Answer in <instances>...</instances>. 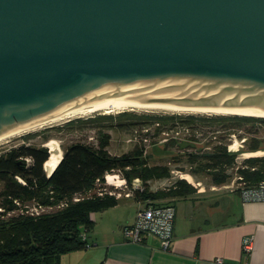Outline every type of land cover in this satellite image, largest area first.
Listing matches in <instances>:
<instances>
[{"label": "water", "instance_id": "obj_1", "mask_svg": "<svg viewBox=\"0 0 264 264\" xmlns=\"http://www.w3.org/2000/svg\"><path fill=\"white\" fill-rule=\"evenodd\" d=\"M158 94L264 112V0H0L3 137Z\"/></svg>", "mask_w": 264, "mask_h": 264}, {"label": "trees", "instance_id": "obj_2", "mask_svg": "<svg viewBox=\"0 0 264 264\" xmlns=\"http://www.w3.org/2000/svg\"><path fill=\"white\" fill-rule=\"evenodd\" d=\"M221 120L235 124H264V118L232 116ZM175 142L172 139L164 144L160 148L162 154H168L166 147ZM108 145V136L101 135L98 147L72 143L63 149L61 155L52 151L48 153L44 146L22 144L11 148L0 155V208L11 209L14 199L21 202L34 199L42 205L50 206L60 200L70 199L73 195L93 190L97 180H103L105 174L116 169L123 171L128 182L139 178L144 186H147L149 180L166 178L170 174L166 166H148L147 156H143L142 149L138 146L126 154L113 156L106 149ZM248 149L257 151L264 147L254 141ZM153 151L157 152L154 149ZM234 158L235 153L220 145L215 146L211 153L204 154V170L220 168L210 172L213 185L225 184L229 176L222 167L231 165ZM244 162L250 167L239 173L245 180L257 183L264 179V159L248 157ZM48 166H51L49 172H53L47 177ZM16 177L24 184L19 183ZM181 177L191 181L188 175ZM194 192L189 184L180 180L168 191L158 193H146L144 187L142 193H134V198L146 201L150 197L153 201L183 198ZM115 205L114 197L92 196L78 202H69L61 209L37 217L18 215L7 219L0 218V264H58L61 255L80 249L86 244L81 235L84 228L88 230L93 225L91 213L104 211Z\"/></svg>", "mask_w": 264, "mask_h": 264}, {"label": "rangeland", "instance_id": "obj_3", "mask_svg": "<svg viewBox=\"0 0 264 264\" xmlns=\"http://www.w3.org/2000/svg\"><path fill=\"white\" fill-rule=\"evenodd\" d=\"M232 116L251 117L242 115L137 110L113 114L98 112L15 136L6 142L0 143V155L22 144L35 147L44 146L48 149V153L52 151L53 153L56 152L58 155H61V153L63 154V149L72 143H84L93 147H98L101 135H107L109 145L106 149L108 153L113 156H121L122 154L130 152L136 146L126 142L134 131L141 133V129L148 127L151 132L158 133L154 126L155 122H157L159 123L158 128H161L160 131L164 130L168 133L167 136H164L159 132L157 135L159 139L166 138L167 140L164 144H167L173 139L171 137H175L173 140L176 142L166 147L168 154H162L160 151V148H163L164 144L151 145L147 148V154L145 155L147 156V165L166 166L169 168L170 174L166 178L147 181V186H144L141 181L143 188H146V193L168 191V189L172 188L178 181L182 180L190 185L195 191L194 194H196L198 190H204L205 193L202 195L211 198V205H213L215 201H219L223 197L229 196V194L226 193V190L210 191V186L213 185L210 172L217 171V169L220 168L216 170L212 168L204 170L203 166L206 163L204 154L211 153L214 147L218 145L222 147L225 146L227 151L235 153L233 163L229 166L225 165L222 167L224 168V172L229 176L225 184L230 183L233 178L238 176L242 169H250L249 165H246L247 163L244 162L248 157L264 159V149L248 151V147L251 143H254V141H257L260 147H264L262 146L264 145V124L258 122L235 124L228 120H221V118ZM145 145V143H141L138 147L144 148ZM231 146H234L236 150L232 151ZM153 149L157 152L153 151ZM50 168L51 166L46 168L47 172H49ZM110 173L118 174L119 180L125 178L122 170L116 169ZM184 174L191 176V183L196 185V182L199 181L201 185L194 188L191 183L181 178ZM16 180L19 182L17 178ZM125 180L128 182L127 179ZM103 186L107 189L110 187L113 189V186H107L103 180L101 185H96L90 193H82L80 197H92L96 195L98 187ZM220 186L222 185L218 187ZM1 189L2 183L0 182V190ZM124 192L125 190L122 191V196ZM71 198H73V196ZM71 198L60 200L50 206L43 205L46 211L43 214L61 209L62 207L59 208V205L66 201L72 203ZM146 200L151 201L152 199L149 197ZM161 200L165 201L166 199L156 201L162 202ZM128 201L130 202L132 200H126V202ZM156 201L153 200L154 203ZM35 202L38 201L32 199L21 202V207H23L21 209H15L18 207L12 202L13 207H11V209L2 208L4 211L0 213L3 214V219L16 217L20 215V212L26 214L25 211L27 209L24 205H31ZM174 205L176 209V222H185L186 225L192 228L196 226L210 227L216 223V220L203 221L200 218V214L208 217L212 212L214 213L210 206H202L200 208L198 207V209H194L192 208V205H194L193 200H184L180 198L176 199ZM96 213L98 219H100L103 211ZM114 218L118 220L120 215L117 217L114 216ZM105 219L103 221H105Z\"/></svg>", "mask_w": 264, "mask_h": 264}, {"label": "crops", "instance_id": "obj_4", "mask_svg": "<svg viewBox=\"0 0 264 264\" xmlns=\"http://www.w3.org/2000/svg\"><path fill=\"white\" fill-rule=\"evenodd\" d=\"M220 190L225 189L216 191ZM203 193L199 190L196 194L200 195L193 193L180 199L193 200L194 209L210 206L214 213L208 217L200 214V218L216 220L213 226L192 228L185 222H176L175 209L166 249L161 248L155 234H145L141 242H132L124 236V229L135 223L140 202L144 201L120 197L115 206L103 211L100 219L96 212L91 213L93 225L82 231L86 244L61 255L58 264H264V203H244L238 192L226 190L229 196L211 205V198ZM176 199L150 202L169 203L175 208ZM118 215L117 220L114 216ZM250 240L247 251L244 245Z\"/></svg>", "mask_w": 264, "mask_h": 264}, {"label": "built area", "instance_id": "obj_5", "mask_svg": "<svg viewBox=\"0 0 264 264\" xmlns=\"http://www.w3.org/2000/svg\"><path fill=\"white\" fill-rule=\"evenodd\" d=\"M155 130L156 132H161L162 135L167 136V132L162 130L159 127V123L155 122ZM158 133L151 132L148 127H145L141 129V133H138V131H134L131 136L126 140L127 143H132L133 145L139 146L141 143H145V147L142 149V154L145 156L147 153V148L151 145H157V144H164V142L167 140L166 138L159 139L157 136ZM175 138V137H171ZM177 138V137H176ZM28 161V160H27ZM251 170H254L252 168ZM46 176L48 177L49 174L46 173ZM191 177V176H190ZM20 183L24 184V182L16 177ZM103 180L107 186H113V189L110 187L107 189L106 187H98L96 197H102L103 195H107L110 197H114L115 199H118L120 197H134L135 192L142 193L144 191L143 186L141 185V181L139 178L132 179L129 183L125 180V178H122L119 180L118 174L113 173H107L104 175ZM103 180H97L95 183L96 185H101L103 183ZM119 182V183H118ZM191 185L196 188V186L201 185V182L197 181L196 185L191 183ZM94 187V188H95ZM219 189H225L229 191H236L239 193L240 199L244 203H264V179L257 183H251L245 178L239 174L233 180H231L230 183L224 184L220 187H217L215 185H212L210 187L211 191H216ZM125 190L122 196V191ZM92 191V190H91ZM91 191H88L86 193H90ZM199 192V190L197 191ZM81 194L73 195V198H71L72 202H78L84 198L80 197ZM88 198V197H87ZM15 206L18 208L15 209H21V201L14 199L12 200ZM69 201H66L65 203H62L59 205V208H63L67 206ZM27 209L25 213L27 216L31 217H37L46 212L44 210V207L42 204L35 202L31 205H24ZM50 208V207H49ZM4 210L0 208V212H3ZM1 214V213H0ZM23 212H20V215H26ZM175 217V208L173 205H158L154 204L148 200L144 202H140V207L136 212V219L135 223L132 226H129L124 229V236L132 241V242H141L143 235L145 234H155L160 239L161 248L166 249L170 243V230L172 223L174 221ZM0 218L3 219V214L0 215ZM91 219V216H90ZM81 237L84 239V235H81ZM251 240L246 242L244 245V248L249 251Z\"/></svg>", "mask_w": 264, "mask_h": 264}, {"label": "bare ground", "instance_id": "obj_6", "mask_svg": "<svg viewBox=\"0 0 264 264\" xmlns=\"http://www.w3.org/2000/svg\"><path fill=\"white\" fill-rule=\"evenodd\" d=\"M187 96L189 95L188 94H158L153 96H145V97L130 98V99H118L109 102H103L88 107L80 112L38 126H35L34 120L32 118L31 120L34 127L23 131L21 126L17 124L21 132L9 135L7 137H3L2 133H0V136L2 137L0 139V143L6 142L11 138L15 136H19L26 132L35 131L50 125L65 122L73 118L84 117L98 112H101L103 114H113V113H121L125 111L137 110V111H158V112H182V113L189 112V113H203V114H215V115H242V116L264 118V112L262 111L235 109L230 107H223L220 105L217 106L191 105L187 103H177L173 100ZM231 150L235 151L236 149L234 146H231ZM188 182L191 183V181Z\"/></svg>", "mask_w": 264, "mask_h": 264}]
</instances>
